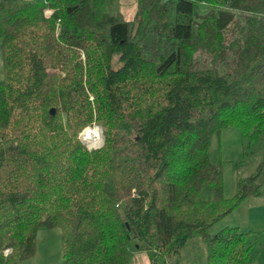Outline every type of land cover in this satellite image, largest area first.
Instances as JSON below:
<instances>
[{"label":"trees","instance_id":"trees-1","mask_svg":"<svg viewBox=\"0 0 264 264\" xmlns=\"http://www.w3.org/2000/svg\"><path fill=\"white\" fill-rule=\"evenodd\" d=\"M112 1L0 0V264L55 226L63 264H160L196 234L205 264H252L249 231L210 227L262 192L263 162L227 197L211 145L264 139V0H138L133 21Z\"/></svg>","mask_w":264,"mask_h":264},{"label":"rangeland","instance_id":"rangeland-1","mask_svg":"<svg viewBox=\"0 0 264 264\" xmlns=\"http://www.w3.org/2000/svg\"><path fill=\"white\" fill-rule=\"evenodd\" d=\"M138 0H114L107 4L110 11L121 12L123 17L134 20L137 11ZM207 5L202 4V8ZM46 14H50L52 9L47 7ZM81 58L86 62V53L81 49ZM113 63L118 64L115 58ZM54 70V69H52ZM3 77L2 54L0 52V79ZM88 86V85H87ZM88 89V88H87ZM93 107L91 120L87 121L79 129L77 136L81 139L83 129L90 125H97L101 128V143L105 142L104 128L97 116V107L93 92H89ZM82 140V139H81ZM88 149L97 148L91 143L83 141ZM245 140L238 126L230 125L224 127L219 136H214L211 145V155L223 171L224 194L231 197L236 193L237 180L240 176L248 175L257 170L263 162L264 169V139L256 141L248 154L244 157ZM239 206V205H238ZM242 207L233 209L231 214L225 215L213 223L210 227L212 233L220 230L227 225H240L244 230L252 231L247 241L254 244L257 261L252 264H264V171L263 189L258 195L247 197ZM250 232V231H249ZM12 247L4 249L5 254H9ZM208 254V244L201 234H196L188 239L186 244L180 249L179 253H166V256L159 255L160 264H205ZM134 264H150L149 255L146 250H136L133 257ZM16 264H63V234L60 226L42 228L39 230L36 239L35 252L26 258L20 259Z\"/></svg>","mask_w":264,"mask_h":264},{"label":"built area","instance_id":"built-area-1","mask_svg":"<svg viewBox=\"0 0 264 264\" xmlns=\"http://www.w3.org/2000/svg\"><path fill=\"white\" fill-rule=\"evenodd\" d=\"M97 129H99L100 132L102 131L101 128H99L95 124L94 125H90V126L84 128L83 129V132H82V135H81V139L83 141H86V142H89L90 143L91 142V138H92L91 135L94 134ZM100 143L101 142H99V140H96L95 142L93 141L91 143V145H93V146H100Z\"/></svg>","mask_w":264,"mask_h":264},{"label":"bare ground","instance_id":"bare-ground-1","mask_svg":"<svg viewBox=\"0 0 264 264\" xmlns=\"http://www.w3.org/2000/svg\"><path fill=\"white\" fill-rule=\"evenodd\" d=\"M91 137H92V138H91V142H90V143H92L93 141L95 142L96 140H99V142H101V137H102V135H101L100 130L97 129V130L95 131V133L91 135Z\"/></svg>","mask_w":264,"mask_h":264},{"label":"crops","instance_id":"crops-1","mask_svg":"<svg viewBox=\"0 0 264 264\" xmlns=\"http://www.w3.org/2000/svg\"><path fill=\"white\" fill-rule=\"evenodd\" d=\"M247 198H245V200H246ZM245 200H243V202H241V204H239V206H237L238 208L239 207H242L241 205H243V203H244V201ZM235 208V209H238V208ZM232 211H234V210H232ZM232 211L229 213V214H231L232 213ZM228 215V214H227ZM238 226H240V225H238ZM242 228V227H241ZM243 229V228H242ZM249 231H250V233L252 232V231H254V230H252V229H248ZM254 261H257V257L255 256V259H254Z\"/></svg>","mask_w":264,"mask_h":264},{"label":"water","instance_id":"water-1","mask_svg":"<svg viewBox=\"0 0 264 264\" xmlns=\"http://www.w3.org/2000/svg\"><path fill=\"white\" fill-rule=\"evenodd\" d=\"M52 112H54V108H52Z\"/></svg>","mask_w":264,"mask_h":264}]
</instances>
